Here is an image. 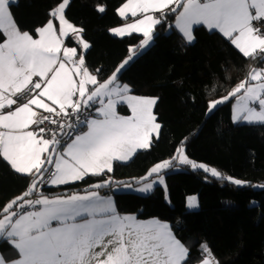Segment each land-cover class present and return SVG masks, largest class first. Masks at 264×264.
<instances>
[{"label":"snow or ice","instance_id":"obj_1","mask_svg":"<svg viewBox=\"0 0 264 264\" xmlns=\"http://www.w3.org/2000/svg\"><path fill=\"white\" fill-rule=\"evenodd\" d=\"M12 3L0 0V158L31 180L26 191L0 209V243L17 253L11 260L0 255V264H185L189 248L168 223L121 215L113 199L96 190L56 196L41 190L103 176L114 161H128L137 150L148 149L161 130L153 112L158 98L133 95L118 80L136 49L101 81L99 69L93 74L77 48L65 46L64 38L72 34L83 49L90 47L83 29L65 16L70 0L51 10L47 24L35 30L38 38L19 29ZM98 11L105 8L98 6ZM118 13L122 18L142 14L110 30L120 36L142 34L140 48L149 45L155 27L174 13L175 27L188 42L194 39L193 25H205L222 33L245 58L264 62V0H127ZM233 98L234 121L264 124V67L250 66L246 78L228 95L211 100L207 110ZM122 106L131 114H119ZM174 161L235 185L246 183L189 158L181 143L171 159L157 163L142 178L155 175L139 191L164 184L160 173L175 167ZM112 183L108 179L90 187ZM188 206H197L195 197ZM200 251L202 264H218L206 243Z\"/></svg>","mask_w":264,"mask_h":264},{"label":"trees","instance_id":"obj_2","mask_svg":"<svg viewBox=\"0 0 264 264\" xmlns=\"http://www.w3.org/2000/svg\"><path fill=\"white\" fill-rule=\"evenodd\" d=\"M125 1L71 0L65 9L69 20L83 29L82 36L90 45L83 53L86 66L94 73L99 69L101 81L126 60L130 49L138 51L143 39L139 33L117 36L109 31L122 23L117 9ZM60 2L14 0L10 11L20 30L35 34ZM98 6L105 11L99 12ZM174 22L175 14L169 13L155 28L151 45L118 74L133 94L158 98L154 108L162 124L159 137L131 161L115 163L103 176L89 175L83 181L41 190L45 194L90 190L91 185L111 179V185L100 188L108 193L115 185L144 176L157 162L171 159L185 143L189 158L246 183L235 185L186 165L178 171L181 165L174 161L176 166L164 172L166 186L159 184L145 195L114 192L117 208L142 219L168 221L189 248L185 264L201 261L204 243L219 264H264V124L234 122V98L207 110L211 100L228 95L246 78L250 66L264 67V62L245 58L228 38L203 25L195 27V39L187 42ZM68 41L78 45L74 37ZM226 75L231 79L226 80ZM118 109L129 112L126 106ZM30 180L0 158V209L27 190ZM194 193H198L200 208L191 211L186 201ZM6 245L0 243L1 248Z\"/></svg>","mask_w":264,"mask_h":264},{"label":"crops","instance_id":"obj_3","mask_svg":"<svg viewBox=\"0 0 264 264\" xmlns=\"http://www.w3.org/2000/svg\"><path fill=\"white\" fill-rule=\"evenodd\" d=\"M127 2V0L124 2V3H126ZM123 3V4H124ZM123 4L122 5H120L119 7H118V9L120 8V7H122L123 6ZM117 9V10H118ZM157 17H159L160 16V14L159 13H156L155 14ZM141 16H142V14H139L137 17H132L131 16V14L129 13V15H128V17L127 18H122L121 17V19H122V23H120V24H117V25H113V27H111L110 29H109V31L111 30V29H114V28H117V27H123L125 24H127V23H131V22H134L136 19H139V18H141ZM66 18L69 20V18L67 17V14H66ZM13 19H14V17H13ZM71 23H73L71 20H69ZM56 25H57V27H59V23H58V21H56V20H54L53 21ZM47 23H45L44 25H42V26H40V27H43V26H45ZM74 24V23H73ZM77 28H80L77 24H74ZM197 26H200V25H193V28H192V34H193V36H194V39H195V32H194V29H195V27H197ZM203 26H205V25H203ZM39 27V28H40ZM157 27V26H156ZM155 27V28H156ZM173 27L174 28H176L175 27V22L173 23ZM206 28H207V26H205ZM20 29V28H19ZM177 29V28H176ZM208 29V28H207ZM155 30V29H154ZM179 32H180V30L179 29H177ZM209 31H212V30H214V31H218V30H215V29H208ZM22 31V30H21ZM29 32V31H28ZM219 32V31H218ZM30 34H32L31 32H29ZM110 33L113 35H117V34H115L114 32H112V31H110ZM220 33V32H219ZM138 34V33H137ZM182 34V33H181ZM222 36H223V34L222 33H220ZM33 36H34V38H38V34L37 33H35V34H32ZM183 35V34H182ZM117 36H120V35H117ZM124 36H126V35H124ZM70 37H74L72 34H70L68 37H66V38H64V44H65V46L66 47H76L77 48V54L78 55H83V53H84V50L85 49H83V47H82V45H80L79 43H78V39L76 38V37H74V39L77 41V44L78 45H76V46H73V45H71L70 43H69V38ZM84 37V36H83ZM184 37V36H183ZM185 38V37H184ZM84 39V38H83ZM193 39V40H194ZM185 40H186V38H185ZM192 40V41H193ZM84 41H86V42H88L86 39H84ZM187 41V40H186ZM191 41V42H192ZM0 42H2V41H0ZM188 42V41H187ZM79 48V49H78ZM137 52V51H136ZM258 68H260V67H258ZM91 71V70H90ZM93 74H96V73H94L93 72ZM120 82V81H119ZM120 83H122V82H120ZM122 84H126V83H122ZM127 85H129V84H127ZM130 87V86H129ZM232 90V89H231ZM230 90V91H231ZM229 91V92H230ZM131 94H133L132 92H131ZM133 95H136V94H133ZM139 96V95H138ZM141 96H144V95H141ZM146 97H151V96H146ZM153 98H157V97H155V96H153ZM233 109H234V104H235V98H234V100H233ZM155 107V106H154ZM119 108V107H118ZM128 109V108H127ZM118 110V112H119V114H121V115H130L131 113H130V109H129V112L127 113V114H125V113H122V112H120L119 111V109H117ZM153 112H154V114L156 115V113H155V108H153ZM233 114H234V111H232V117H233ZM156 117H157V115H156ZM157 122L158 123H160L161 124V122L159 121V120H157ZM239 122V121H238ZM161 128H162V124H161ZM161 131V130H160ZM161 133V132H160ZM155 139V136L153 137V140ZM152 140V141H153ZM141 150H143V149H141ZM140 150H137V152H139ZM136 152V153H137ZM135 153V154H136ZM134 157V156H133ZM132 159V158H131ZM131 159L130 160H128V161H123V162H129V161H131ZM164 161V160H163ZM119 162H122V161H114L113 162V167H114V165H115V163H119ZM107 172V171H106ZM105 172V173H106ZM102 182V181H101ZM99 183V182H98ZM46 187H56V188H58V187H60V186H52V185H45ZM61 186H63V185H61ZM119 185H115L114 187H113V190L112 191H109L108 193H105V192H103V191H101L100 189H90V190H96V191H99V193H100V195L101 196H105V197H111L112 199H113V201L115 202V206H116V209H117V211L121 214V215H135L138 219H142V218H139L138 217V215L136 214V213H133V214H131V213H123V212H120L119 211V208H117V204H116V199H115V196H114V192H116V191H121V190H126V189H122L121 187H123V186H120V188L118 187ZM26 191V190H25ZM85 191H87V190H83V191H71V192H75V193H80V194H84V192ZM22 194V193H21ZM45 194V193H44ZM62 194H64V193H61V194H48V193H46L45 195H48V196H56V195H62ZM18 196H20V195H18ZM18 196H16V197H18ZM15 198V197H14ZM33 198H35V196H33ZM11 201V200H10ZM149 219H158V220H160L161 222H166V223H168L169 225H170V227L172 228V226H171V224L168 222V221H165V220H162V219H159V218H156V217H149V218H146V219H142V220H149ZM173 231V230H172ZM173 233L175 234V232L173 231ZM176 235V234H175ZM177 237V236H176ZM178 238V237H177ZM179 239V238H178ZM183 244H185V243H183ZM185 246H186V244H185ZM187 247V246H186ZM0 255H3L4 256V258L6 259V260H11V259H15L16 257H17V253L13 250V248L7 243V245H6V247H0ZM213 256H214V258H215V260L216 261H218V259L215 257V255L213 254ZM189 257V256H188ZM197 264H202V261H199V262H197ZM218 264H219V261H218Z\"/></svg>","mask_w":264,"mask_h":264},{"label":"rangeland","instance_id":"obj_4","mask_svg":"<svg viewBox=\"0 0 264 264\" xmlns=\"http://www.w3.org/2000/svg\"><path fill=\"white\" fill-rule=\"evenodd\" d=\"M71 1V0H70ZM65 16H66V12H65ZM84 38V37H83ZM85 39V38H84ZM152 42V41H151ZM151 42L149 43V45L148 46H146V47H143V48H139V50L135 53V55H133L132 56V59L128 62V64L132 61V60H134V58L136 57V56H138L139 55V53H141V52H143V51H145V49H147L150 45H151ZM88 49H85L84 50V52H86ZM130 55H132V52L127 56V58L130 56ZM126 58V59H127ZM128 64H126L125 65V67L128 65ZM124 67V68H125ZM122 70V69H121ZM119 74V73H118ZM214 110V109H213ZM234 115V114H233ZM234 122H238V121H234ZM196 161V160H195ZM160 162H162V161H159V162H157V163H160ZM198 163H202V162H199V161H197ZM156 163V164H157ZM204 164H206V165H208L207 163H204ZM155 166V165H154ZM154 166H152V167H154ZM209 167H212V166H210V165H208ZM151 167V168H152ZM151 168L149 169V171L151 170ZM185 168V165H181V166H179V167H177L176 169L178 170V171H181V169H184ZM148 171V172H149ZM218 171H220V170H218ZM147 172V173H148ZM164 172H165V170H163L161 173H160V175L163 177V179H164V184H162L163 186H166V182H165V174H164ZM147 173H145L144 174V176H142V177H139V178H137V179H135V180H133L132 182H125V183H122V184H120L118 187L120 188V186H123V185H131V187L130 188H127V187H121L122 189H126V190H121V191H125V192H135V193H138V194H141V195H145V194H148V193H151L154 189H155V187L157 186V185H159L160 183H155L154 184V186H153V188L151 189V190H149V191H147V192H142V191H139V189L143 186V183H147V182H150V181H152L153 179H155V175L153 176V177H149L148 178V181H143L142 180V178L143 177H145L146 175H147ZM210 174V173H209ZM190 197H195L196 198V201H197V206H195V207H189L188 206V200H189V198ZM186 206H187V208L189 209V210H191V211H195V210H197V209H199L200 208V202H199V196H198V193H194V194H190V195H188V197H187V201H186Z\"/></svg>","mask_w":264,"mask_h":264},{"label":"built area","instance_id":"obj_5","mask_svg":"<svg viewBox=\"0 0 264 264\" xmlns=\"http://www.w3.org/2000/svg\"><path fill=\"white\" fill-rule=\"evenodd\" d=\"M93 115H94V113H93ZM81 119H83V117H81ZM50 127L53 128V129H55L56 126H55V125H51ZM44 187H45V186H43V188H44Z\"/></svg>","mask_w":264,"mask_h":264}]
</instances>
